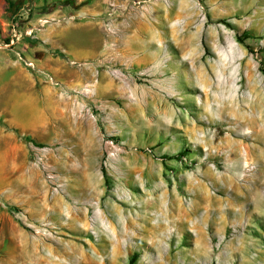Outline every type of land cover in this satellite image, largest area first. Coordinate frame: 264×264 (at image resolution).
<instances>
[{
    "label": "rangeland",
    "instance_id": "1",
    "mask_svg": "<svg viewBox=\"0 0 264 264\" xmlns=\"http://www.w3.org/2000/svg\"><path fill=\"white\" fill-rule=\"evenodd\" d=\"M67 1L0 0V264H264V0Z\"/></svg>",
    "mask_w": 264,
    "mask_h": 264
},
{
    "label": "trees",
    "instance_id": "2",
    "mask_svg": "<svg viewBox=\"0 0 264 264\" xmlns=\"http://www.w3.org/2000/svg\"><path fill=\"white\" fill-rule=\"evenodd\" d=\"M68 3H71L73 4V0H68L67 1ZM239 41L241 43L244 42L245 39H248V38H251V33L249 32H244L242 36H239ZM11 41V39H7L5 42L7 44H9V42ZM26 41L32 45H34L35 43H37L36 40H32L30 38H27ZM54 54H56L57 56H59L61 59H66V56L63 54V53H60L59 51H56ZM259 68H260V71L264 74V60L263 59H260L259 60ZM0 126L1 127H6V125L3 123V121L0 119Z\"/></svg>",
    "mask_w": 264,
    "mask_h": 264
},
{
    "label": "built area",
    "instance_id": "3",
    "mask_svg": "<svg viewBox=\"0 0 264 264\" xmlns=\"http://www.w3.org/2000/svg\"><path fill=\"white\" fill-rule=\"evenodd\" d=\"M17 35H18V34L16 33V30H14V35H13V37H12V39H11V43H10L11 45L14 44V39L17 38ZM11 45H6V46L9 47V46H11ZM28 66H29V67H32L33 65H32V63H29ZM51 81H52V79H51Z\"/></svg>",
    "mask_w": 264,
    "mask_h": 264
},
{
    "label": "crops",
    "instance_id": "4",
    "mask_svg": "<svg viewBox=\"0 0 264 264\" xmlns=\"http://www.w3.org/2000/svg\"><path fill=\"white\" fill-rule=\"evenodd\" d=\"M47 1H48V0H47ZM37 25H38V21H37V24H35L34 26L37 27ZM14 96H15V97H19V91H16V92L14 93Z\"/></svg>",
    "mask_w": 264,
    "mask_h": 264
}]
</instances>
